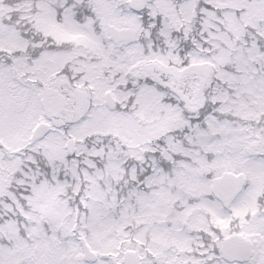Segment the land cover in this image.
Returning <instances> with one entry per match:
<instances>
[{"label": "snow or ice", "instance_id": "1", "mask_svg": "<svg viewBox=\"0 0 264 264\" xmlns=\"http://www.w3.org/2000/svg\"><path fill=\"white\" fill-rule=\"evenodd\" d=\"M0 264H264V0H0Z\"/></svg>", "mask_w": 264, "mask_h": 264}]
</instances>
